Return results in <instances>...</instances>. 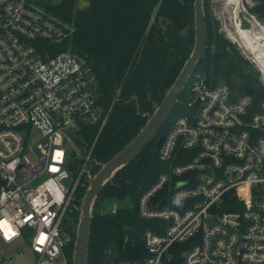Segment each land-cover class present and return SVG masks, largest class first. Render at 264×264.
<instances>
[{"label":"built area","instance_id":"1","mask_svg":"<svg viewBox=\"0 0 264 264\" xmlns=\"http://www.w3.org/2000/svg\"><path fill=\"white\" fill-rule=\"evenodd\" d=\"M216 1L234 5L227 35L264 84V61L237 29L239 11L250 28L264 24L252 10L264 1ZM47 3L0 0V264H14L25 247L34 264H70L78 193L99 168L83 131L101 130L110 115L96 74L69 42L75 24ZM191 78L187 111L159 147L170 168L137 204L141 218L165 222L145 232V264H264V99L236 96L201 71Z\"/></svg>","mask_w":264,"mask_h":264},{"label":"trees","instance_id":"2","mask_svg":"<svg viewBox=\"0 0 264 264\" xmlns=\"http://www.w3.org/2000/svg\"><path fill=\"white\" fill-rule=\"evenodd\" d=\"M78 2H48L47 7L75 24L69 42L96 74L100 102L110 109L101 130L90 126L83 131L88 147L95 142L93 157L105 162L139 132L190 57L195 40L194 0H89L87 7ZM252 10L264 20V2ZM205 11L209 34L210 28L213 34L194 72H204L211 84H228L236 96L249 93L256 103L260 102L264 99V84L258 72L244 67L237 55L227 50L231 42L218 32L219 20L213 15L210 0H205ZM161 15L171 20L166 30L159 22ZM181 103L180 97L176 106ZM175 108L146 148L101 190L91 222L88 264H145L149 255L145 232L165 222L141 218L137 204L170 168V163L160 158L159 147L174 123L171 117L176 114ZM85 190L78 193L79 205ZM105 198L122 199L126 204L114 212H100L97 206ZM79 214V210L74 214V225ZM75 237L67 249L70 264Z\"/></svg>","mask_w":264,"mask_h":264},{"label":"water","instance_id":"3","mask_svg":"<svg viewBox=\"0 0 264 264\" xmlns=\"http://www.w3.org/2000/svg\"><path fill=\"white\" fill-rule=\"evenodd\" d=\"M35 1L42 5L47 3V0ZM239 16L242 21V27L251 26L250 20L244 16L243 11H239ZM194 21L195 40L193 41L192 51L172 83V87L169 88L161 102L155 105L154 110L148 114L149 117L139 132L124 147L115 153L109 161H95L99 168L88 184L80 204V214L76 229L77 237H75L74 252L72 253L73 264H88L91 222H93L95 202L100 192H102L101 190L124 166L134 160L162 129L171 116L197 64L206 55L209 48V26L205 11V0H194ZM159 22L162 24L163 29L166 30L171 20L161 15L159 16ZM165 202L166 199L159 206H162ZM117 208L119 207L115 203L114 208L108 212H114ZM121 264H129V262L124 261Z\"/></svg>","mask_w":264,"mask_h":264},{"label":"rangeland","instance_id":"4","mask_svg":"<svg viewBox=\"0 0 264 264\" xmlns=\"http://www.w3.org/2000/svg\"><path fill=\"white\" fill-rule=\"evenodd\" d=\"M60 1L61 0H49L48 2L53 3V4H57ZM78 1H79L78 2L79 5L81 7H87L89 0H78ZM220 2H221V0H220ZM210 6H211L214 17H216L219 20L218 32L223 37L227 38L230 41V39L227 35V32H228V29L234 28V27H232V22H231V19L233 16V9L235 8L234 5H233V7H229L228 9H225V8L220 9V8H218V3L216 0H210ZM210 30L211 31H210L209 37H210V35L213 34V31L211 28H210ZM213 44H214L213 47L216 48V45L214 42H213ZM209 45H210V43H209ZM227 50H229L231 53H233V55L234 54L237 55V58H238L237 60L244 67H246L247 69L257 70L256 67L253 64H251L247 58H245L243 48L239 47L237 43L233 44L231 42V44H229L227 46ZM191 85H192V78L189 79L185 90L182 92V94L180 96L184 103L178 104L176 106V108H175L176 114L171 117V120H174V118H176L177 115H179L180 113L187 111L186 103H188L187 101L190 98ZM31 137H32L33 142L35 144L41 138V134L38 130L33 128L31 131ZM94 168H96V167L94 166ZM115 203L117 204V207H121L124 204H126L125 200H122V199L105 198V199L100 200L99 205L97 206V210L100 212H108L114 208ZM21 248H22V245H21ZM25 250H26V255L19 258L18 260H16V262L14 264H34L35 260H34L33 254L30 252V249H28V247L27 248L25 247ZM129 264H134V263L131 262Z\"/></svg>","mask_w":264,"mask_h":264},{"label":"bare ground","instance_id":"5","mask_svg":"<svg viewBox=\"0 0 264 264\" xmlns=\"http://www.w3.org/2000/svg\"><path fill=\"white\" fill-rule=\"evenodd\" d=\"M225 6V8L229 7L228 5ZM234 13L237 16L238 10ZM237 29L239 31V40L248 43V45L251 44L259 60L264 61V24L260 26L255 22L252 28L240 25Z\"/></svg>","mask_w":264,"mask_h":264},{"label":"clouds","instance_id":"6","mask_svg":"<svg viewBox=\"0 0 264 264\" xmlns=\"http://www.w3.org/2000/svg\"><path fill=\"white\" fill-rule=\"evenodd\" d=\"M175 203H177V204H178V203H179V200L175 201Z\"/></svg>","mask_w":264,"mask_h":264},{"label":"flooded vegetation","instance_id":"7","mask_svg":"<svg viewBox=\"0 0 264 264\" xmlns=\"http://www.w3.org/2000/svg\"><path fill=\"white\" fill-rule=\"evenodd\" d=\"M161 24V23H160ZM168 27V26H167ZM162 28H163V26H162ZM164 30V29H163Z\"/></svg>","mask_w":264,"mask_h":264}]
</instances>
